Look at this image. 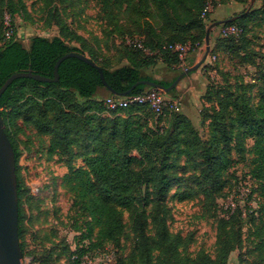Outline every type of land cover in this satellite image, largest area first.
I'll list each match as a JSON object with an SVG mask.
<instances>
[{"label": "trees", "instance_id": "1", "mask_svg": "<svg viewBox=\"0 0 264 264\" xmlns=\"http://www.w3.org/2000/svg\"><path fill=\"white\" fill-rule=\"evenodd\" d=\"M43 1L45 6H54L48 10L47 19H56L59 34L33 36L27 47L16 37L15 26L13 35L5 37L3 20L0 87L19 71L54 77L56 62L70 52L86 55L96 66L78 57H67L59 66L58 81L20 77L0 97L5 131L16 156L20 240L25 191L20 182L19 149L13 128L21 129L17 119L23 118L39 134L49 136V157L59 155L67 166L62 184L89 218L90 234L86 237L90 238L97 229V242L90 243L91 248L112 244L115 249L114 244L124 235V215L128 211L135 244L119 264H228L231 252L242 244V221L247 218L252 224L251 235L259 258L264 260V202L255 209L237 207L217 218L214 257L205 249L192 254L191 240L170 230L167 204L174 190L180 201L202 197L205 204H213L217 209L218 198L226 195L234 153L239 160L251 155L250 175L264 196V84L259 87L257 100L251 94L254 84L249 82L208 86L206 98L211 104H204L201 112L203 122L208 121L207 137L184 114L167 113L155 118L148 105L110 111L104 105L105 98L99 95L103 88L108 95L121 96L143 80L170 86L184 69L177 68L181 59L168 46L190 44L188 66L195 63L194 56L203 48L207 35L202 18L203 12H208L207 0H97L107 25L126 38L120 57L106 55L100 40L93 41L71 28L60 16L54 0ZM235 1L246 4L249 0ZM22 6L25 7L24 3ZM6 13L9 11L4 12V17ZM259 15L264 19V0L261 7L242 11L221 24L241 28L238 35H224L227 55L239 48L235 37L245 35L249 21ZM128 37H142L150 51L130 46ZM214 48L208 56L216 54ZM157 58L180 69L172 81L147 74ZM205 61L201 65L207 66ZM98 67L113 92L104 85ZM148 88L152 87L140 83L130 94ZM176 89L177 86L165 94L177 96ZM248 140H252L251 145ZM78 158L83 164L75 165ZM20 245L23 251L22 241ZM46 251L44 260L53 254L52 249ZM71 255L69 250L68 263L78 264Z\"/></svg>", "mask_w": 264, "mask_h": 264}, {"label": "rangeland", "instance_id": "2", "mask_svg": "<svg viewBox=\"0 0 264 264\" xmlns=\"http://www.w3.org/2000/svg\"><path fill=\"white\" fill-rule=\"evenodd\" d=\"M206 3L208 12L206 15L203 12L202 18L207 25V31L211 28L209 43L211 46V41L213 42L217 58L216 54L207 56V66L200 64L201 68L199 66L183 76L175 91V94L181 97L182 105L178 111L173 112L189 117L204 137L208 135V121L203 122L201 112L204 104H211L206 98L208 86L249 82L254 84L251 94L257 100L259 87L264 84V19L261 15L249 21L245 35L235 37L236 46L239 48L234 53L231 51V55L224 52L225 48H228L223 35L225 26H222V23L213 25L214 22L225 21L242 11L259 8L263 5V0H249L246 4L235 0H207ZM53 4L57 5L60 16L71 28L93 41L96 38L100 40L106 55L120 57L126 47V38L123 39L118 31L107 25L97 0H54ZM53 7L45 6L43 0H0V35L5 11L12 14L15 35L27 47L33 36L53 37L59 34L60 28L55 24L56 19H47L48 10ZM203 40V48L200 50L205 53L207 44L205 38ZM190 56L191 54H188L185 60H180L178 68L186 70L195 65L197 62L188 66ZM160 59L153 60L154 64L147 70V74L160 80L172 81L180 69H174L176 67L173 68L167 63L163 67L159 65ZM184 78L185 82L181 84ZM99 95L105 98L108 92L102 88ZM154 115L155 118L159 116L156 113ZM17 124L21 129L13 128V131L19 149L20 182L25 191L22 197L23 236L20 240L24 247V262L69 264L66 259L69 250L81 244L97 242V229L94 228L90 238L86 237L90 234L87 224L89 218L75 203L73 194L62 184L68 168L59 155L49 157V136L39 134L31 124L25 123L23 118H18ZM247 142L248 145L252 144V140ZM247 156L248 159L239 160L234 153L235 162L227 175L226 195L218 198L217 209L213 204H205L202 197L180 201L175 197L174 190L169 194V228L173 233H180L191 240L189 250L192 254L205 249L214 257L217 218L237 207L243 210L255 209L264 202L258 182L250 175L251 155ZM81 164V158L75 160V165ZM131 217L130 212H125V232L120 242L114 244L117 254L114 264L122 262L135 244ZM245 219L241 228L242 244L231 252L228 264H251L253 261L264 264V260L259 258L255 239L251 235V221ZM51 249L52 256L44 260L47 256L46 250Z\"/></svg>", "mask_w": 264, "mask_h": 264}, {"label": "water", "instance_id": "3", "mask_svg": "<svg viewBox=\"0 0 264 264\" xmlns=\"http://www.w3.org/2000/svg\"><path fill=\"white\" fill-rule=\"evenodd\" d=\"M223 21L214 22L213 25L223 23ZM212 25V26H213ZM211 26V27H212ZM208 29L206 35V52L201 61L197 64L188 67L171 83L170 86L164 87L153 81H139L136 82L129 90L121 93V96L129 95L132 90L140 83H145L151 87L159 88L165 92H169L171 89L177 86L183 76L198 68L203 60L208 56L211 46L209 43ZM67 57H78L94 66L96 64L89 59L86 55L76 52H70L63 55L58 59L55 64L54 77L44 76L42 74L29 71H19L9 76L6 81L0 87V97L8 88V86L17 78L28 77L42 82H54L59 80V66L61 62ZM101 78L106 88L113 92L112 88L107 83L102 68L98 67ZM0 264H25L24 255L20 245L19 238V196H18V179L16 173V156L15 150L11 140L9 139L4 125V119L2 117L0 108Z\"/></svg>", "mask_w": 264, "mask_h": 264}, {"label": "built area", "instance_id": "4", "mask_svg": "<svg viewBox=\"0 0 264 264\" xmlns=\"http://www.w3.org/2000/svg\"><path fill=\"white\" fill-rule=\"evenodd\" d=\"M10 17L11 15L9 13H6L4 17V32L6 38H10L14 33L13 19ZM223 31V35H238L241 32V28L236 25H231L225 27ZM127 43L130 46L150 51L145 47L142 37H128ZM168 47L177 52L181 60H185L191 45L173 43ZM104 105L110 111L126 109L132 105H148L157 115L165 116L167 113L178 111L182 105V99L180 96H167L165 91L152 87L142 92L129 94L127 96L108 95L104 99ZM78 247L72 249L71 255V258L77 261L78 264H114L116 259V251L112 244H106L94 248H91L89 244H81V250Z\"/></svg>", "mask_w": 264, "mask_h": 264}, {"label": "crops", "instance_id": "5", "mask_svg": "<svg viewBox=\"0 0 264 264\" xmlns=\"http://www.w3.org/2000/svg\"><path fill=\"white\" fill-rule=\"evenodd\" d=\"M213 46V42L211 41V47ZM204 55H205V53L202 51V50H200L199 52H197L196 53V55L194 56V59H195V63L197 62H199V61H201L202 60V58L204 57ZM208 60V59H207ZM196 63V64H197ZM159 65H161V66H163V67H165L164 65H166V63L163 61V59H160L159 60ZM178 68V67H177ZM199 68V67H198ZM200 68H201V66H200ZM185 82V78L182 80V82H181V84L182 83H184ZM183 86H184V84H183ZM189 86H191V85H189Z\"/></svg>", "mask_w": 264, "mask_h": 264}]
</instances>
